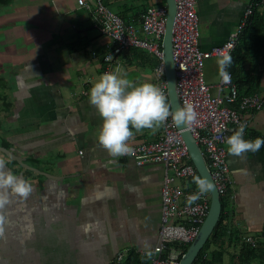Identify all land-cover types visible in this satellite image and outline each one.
<instances>
[{
	"label": "crops",
	"instance_id": "1",
	"mask_svg": "<svg viewBox=\"0 0 264 264\" xmlns=\"http://www.w3.org/2000/svg\"><path fill=\"white\" fill-rule=\"evenodd\" d=\"M102 1L128 24H139L152 5H167V0ZM0 2L6 3L0 4L6 9L0 13V147L24 165L2 151L0 159L6 161L4 171L31 183L27 197L10 194L0 206V264H150L165 167L111 157L97 139L102 118L83 94L103 73L112 43L96 30L83 0ZM251 2L200 1V49L222 46ZM221 59L206 60L204 76L212 93L225 97L230 89L218 88ZM117 62L120 74L134 84L155 78L158 61L143 49L123 51ZM226 71L231 73L228 65ZM257 93H264V71ZM244 116L250 121L244 138L264 137V109ZM163 126L133 129L128 143H156ZM227 164L233 178L227 226L256 236L264 229V145L239 156L228 152ZM176 185L197 187L193 178ZM215 250L224 254L219 264H235L236 242L224 237L210 246L206 259Z\"/></svg>",
	"mask_w": 264,
	"mask_h": 264
},
{
	"label": "built area",
	"instance_id": "2",
	"mask_svg": "<svg viewBox=\"0 0 264 264\" xmlns=\"http://www.w3.org/2000/svg\"><path fill=\"white\" fill-rule=\"evenodd\" d=\"M200 1L202 0H175L172 53L176 70V89L181 107L186 101L190 102L198 113V122L187 125V130L197 141L221 198H227L233 186V178L227 164L225 140L230 136L231 128L237 129L242 122L246 124V134L250 121L244 115L248 116L264 109V93L240 97L236 86H233L232 73L228 72V79L222 77L218 88H229V94L225 97L221 93L214 95L205 81L204 67L206 60L212 57L223 58L232 55L254 15L258 2L252 0L246 7L241 24L222 46L203 51L199 46L197 4ZM81 6L91 12L96 30L112 43L103 58V73L114 70L120 73L121 65L117 62V57L131 48L143 49L153 54L158 61L152 83L157 84L169 98L162 47L166 31L167 5L148 7L139 24L126 23L102 0L91 3L83 0ZM88 93L89 90L83 92L84 95ZM131 147L133 151L123 156L133 158L138 166L163 163L165 167L161 192V224L158 243L150 264H179L186 254L184 248L193 244L200 233L209 213L211 195L208 191L188 204V195L197 192L198 187L176 185V181H188L196 177L198 172L190 159L182 130L178 129L171 116L164 121L159 141ZM228 223L229 220L225 219L224 225ZM246 240L255 245L252 236L246 237Z\"/></svg>",
	"mask_w": 264,
	"mask_h": 264
},
{
	"label": "clouds",
	"instance_id": "3",
	"mask_svg": "<svg viewBox=\"0 0 264 264\" xmlns=\"http://www.w3.org/2000/svg\"><path fill=\"white\" fill-rule=\"evenodd\" d=\"M231 56L226 55L220 61V74L227 80L226 66ZM89 103L94 105L102 123L98 133V142L111 157L130 154L133 149L128 143L133 137V129H152L171 116L177 125L197 123L198 113L190 102L173 110L164 91L152 82L134 84L126 74L118 70L104 72L91 86L88 93ZM246 124L240 123L225 140L227 151L233 155L259 151L264 145V137L245 139ZM6 161L0 159V206L8 200L10 194L27 197L31 192V183L21 175L4 171ZM198 191L190 193L186 203L191 204L199 197L213 189L211 181L200 176L193 178Z\"/></svg>",
	"mask_w": 264,
	"mask_h": 264
},
{
	"label": "trees",
	"instance_id": "4",
	"mask_svg": "<svg viewBox=\"0 0 264 264\" xmlns=\"http://www.w3.org/2000/svg\"><path fill=\"white\" fill-rule=\"evenodd\" d=\"M258 6L241 35L238 44L231 55L228 64L232 73V83L237 88L240 97L254 95L261 89L264 71V0H256ZM221 217L211 237L198 255L194 264H219L223 261V251H213L211 259L206 254L212 244H221L224 237L233 240L238 245V258L235 264H264V229L260 234L243 236L240 230L224 225L227 219L228 200L221 198ZM252 236L255 245L247 242L246 237ZM189 246L184 250L187 252Z\"/></svg>",
	"mask_w": 264,
	"mask_h": 264
},
{
	"label": "water",
	"instance_id": "5",
	"mask_svg": "<svg viewBox=\"0 0 264 264\" xmlns=\"http://www.w3.org/2000/svg\"><path fill=\"white\" fill-rule=\"evenodd\" d=\"M168 14L166 21V31L163 38V53H164V64L166 70V79L168 82V97L171 108L175 110L176 108L181 107L180 100L177 94L176 89V70L173 60L172 53V35H173V26L176 15V4L175 0H167ZM177 125V124H176ZM178 129L182 130L183 139L188 147L189 155L192 163L196 167V170L200 177L206 178L211 181L214 185L213 189L209 191L211 195L209 213L201 227L200 233L196 241L191 244L186 254L183 256L179 264H194L198 255L204 248L205 244L211 237L216 225L218 224L221 211H222V201L219 192L216 189L214 181L212 180L211 174L208 170L205 159L202 155V151L194 139L190 131L187 130V125H177ZM2 151L9 158L15 160L20 165H24L22 160L19 157L13 155L9 150L0 147Z\"/></svg>",
	"mask_w": 264,
	"mask_h": 264
},
{
	"label": "rangeland",
	"instance_id": "6",
	"mask_svg": "<svg viewBox=\"0 0 264 264\" xmlns=\"http://www.w3.org/2000/svg\"><path fill=\"white\" fill-rule=\"evenodd\" d=\"M1 1H2V0H1ZM0 4H6V3H5V2H4V3H3V2H2V3L0 2ZM3 9H4V10H3ZM13 9H14V8H13ZM0 10H1L0 13H2L3 11H4V12L6 11L5 7H0ZM9 11H11V10H9ZM13 13H14V10H13ZM0 22H2L1 18H0ZM4 39H5V38L2 37V40H4ZM8 56H9V58H10L11 55L8 54ZM6 60H7V59H6ZM7 61H11V60H7ZM0 89H1V88H0ZM1 91H2V89H1Z\"/></svg>",
	"mask_w": 264,
	"mask_h": 264
},
{
	"label": "bare ground",
	"instance_id": "7",
	"mask_svg": "<svg viewBox=\"0 0 264 264\" xmlns=\"http://www.w3.org/2000/svg\"><path fill=\"white\" fill-rule=\"evenodd\" d=\"M5 89V88H4ZM6 101V100H5ZM5 155V154H4Z\"/></svg>",
	"mask_w": 264,
	"mask_h": 264
}]
</instances>
